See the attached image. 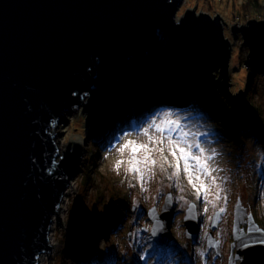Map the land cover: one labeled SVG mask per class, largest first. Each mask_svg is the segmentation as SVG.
<instances>
[{
	"label": "water",
	"instance_id": "1",
	"mask_svg": "<svg viewBox=\"0 0 264 264\" xmlns=\"http://www.w3.org/2000/svg\"><path fill=\"white\" fill-rule=\"evenodd\" d=\"M180 3L0 0V264H38L39 255L49 251L52 217L60 220L57 209L83 158V146L70 140L60 153L50 128L61 113L79 106L87 117L98 116L129 60L138 70L150 59L167 67L168 59L190 79L209 80L234 112L248 114L242 89L236 94L229 89L231 43L224 37L221 16L186 9L176 19ZM247 22L231 26L233 38L240 33L249 61L264 66V19ZM173 210L168 193L161 211H148L158 244L172 234ZM220 214L212 215L205 237V249L217 254L220 240L213 231ZM234 216L235 245L238 234L264 239V228L240 199ZM184 224L185 236L195 241V202L189 203ZM236 248L228 264L238 259L240 264H264V244Z\"/></svg>",
	"mask_w": 264,
	"mask_h": 264
},
{
	"label": "rangeland",
	"instance_id": "2",
	"mask_svg": "<svg viewBox=\"0 0 264 264\" xmlns=\"http://www.w3.org/2000/svg\"><path fill=\"white\" fill-rule=\"evenodd\" d=\"M186 9L221 16L224 37L231 43L229 89L235 94L242 89L248 114L234 112L209 80L190 79L168 59L167 67L150 59L138 70L129 60L98 116L87 117L79 106L61 113L54 124L60 130L56 139L62 150L70 138L83 140L86 147L71 177L72 189L64 197L60 220L52 217L53 246L40 254L41 264H228L239 199L264 228V68L259 63V68L250 69L249 47L240 33L233 38L231 31L236 22L240 26L248 19H264V0H181L175 18ZM165 112L173 120L179 117L184 131L195 134L206 151L217 153L212 164L220 171L213 175L222 178L223 191L215 208L203 197L196 199L183 174L179 181L169 180L172 169L165 165L167 174L160 170L159 153L153 154L157 164L145 191L135 173H125L128 150L121 156L116 149L129 140L145 142L142 129L153 120L160 123ZM164 154L172 162L168 152ZM121 159L125 163L117 173L114 165ZM168 193L173 196L172 234L158 244L151 235L148 211L151 207L161 211ZM190 202L198 206L195 241L185 236L184 216ZM220 207L225 211L213 231L220 240L221 253L216 255L214 249H205V237Z\"/></svg>",
	"mask_w": 264,
	"mask_h": 264
},
{
	"label": "snow or ice",
	"instance_id": "3",
	"mask_svg": "<svg viewBox=\"0 0 264 264\" xmlns=\"http://www.w3.org/2000/svg\"><path fill=\"white\" fill-rule=\"evenodd\" d=\"M171 113H163L160 123L153 120L147 127L142 129L140 135L146 138L145 142L138 143L136 140H129L122 144L117 150L123 156L125 150H128L129 157L127 160L126 174H136L137 182L141 185V191H145L144 184L154 175V167L157 160L153 159V154L159 153L160 170L167 174V168L172 172L167 175L169 180L179 181L181 174L187 180V184L195 191L196 199L205 200L206 204L216 207V203L221 199L223 188L221 186L222 178L213 175L220 171L219 168L213 166L217 153L212 150L210 153L194 138L195 134L184 131L180 118L171 119ZM165 151L168 152L173 160L169 162ZM124 160H117L114 165V171L119 173L120 167L124 164ZM129 186H132L131 184ZM179 186V185H178ZM181 191H183V187ZM209 195L212 199L209 200ZM183 199V197H181ZM226 201V197H224ZM190 207H195L191 205ZM207 211V206L205 207ZM224 207L219 208V212L223 213ZM253 229H249L251 233ZM256 231H260L256 229ZM237 245L241 248L249 247L251 243L264 244V239L250 240L244 234L236 235ZM218 243V242H217ZM203 255V254H202Z\"/></svg>",
	"mask_w": 264,
	"mask_h": 264
},
{
	"label": "bare ground",
	"instance_id": "4",
	"mask_svg": "<svg viewBox=\"0 0 264 264\" xmlns=\"http://www.w3.org/2000/svg\"><path fill=\"white\" fill-rule=\"evenodd\" d=\"M129 64V61L128 62H126L125 63V65L123 66V70H122V73H121V75H120V77H119V80H118V82L121 80V77H122V75H123V72H124V69L127 67V65ZM117 82V83H118ZM52 128H53V134H54V140H55V144H56V146L59 148V151H61L62 150V145L58 142V140L56 139L57 137H56V135H57V133L60 131L59 130V127H58V125H55L54 127L52 126L51 128H50V131L52 132ZM71 142V144H73V142H76V143H80L83 147H86L85 145V142L83 141V140H80V139H75V138H70L69 139ZM72 185H73V180L71 179V181H70V183H69V186L65 189V192H64V194H63V197H62V199H61V202H60V204H59V207H58V215H59V213H60V211H61V206H62V203L64 202L63 200H64V197L67 195V194H69L70 193V189H72ZM48 244L50 245V247L52 248V242H51V237H50V235H49V242H48ZM38 264H41V256L39 255V260H38Z\"/></svg>",
	"mask_w": 264,
	"mask_h": 264
},
{
	"label": "flooded vegetation",
	"instance_id": "5",
	"mask_svg": "<svg viewBox=\"0 0 264 264\" xmlns=\"http://www.w3.org/2000/svg\"><path fill=\"white\" fill-rule=\"evenodd\" d=\"M235 245V243H234V239H233V241H231L230 242V245H229V254H230V252H231V249H233V255H235V253H236V251H237V248H236V246H234ZM215 253H216V251H215ZM220 253H221V250H220ZM220 253L219 254H217L216 253V255H220ZM236 264H240V260L238 259V260H236Z\"/></svg>",
	"mask_w": 264,
	"mask_h": 264
},
{
	"label": "trees",
	"instance_id": "6",
	"mask_svg": "<svg viewBox=\"0 0 264 264\" xmlns=\"http://www.w3.org/2000/svg\"><path fill=\"white\" fill-rule=\"evenodd\" d=\"M250 65V69H254L255 67L259 68V63H255V62H248ZM264 68V66H263ZM240 118V116H238Z\"/></svg>",
	"mask_w": 264,
	"mask_h": 264
}]
</instances>
